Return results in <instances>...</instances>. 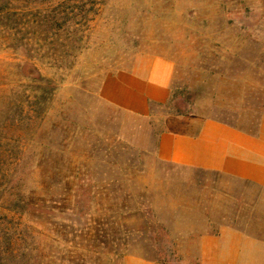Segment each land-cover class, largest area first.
<instances>
[{
	"label": "rangeland",
	"instance_id": "1",
	"mask_svg": "<svg viewBox=\"0 0 264 264\" xmlns=\"http://www.w3.org/2000/svg\"><path fill=\"white\" fill-rule=\"evenodd\" d=\"M9 2L44 8L60 0ZM64 7L67 24L51 44L39 46L27 24L18 43L14 31L0 33V111L10 110L0 165L12 171L19 160L13 183L26 197L33 190L55 197L66 211L56 217L75 232L54 234L38 218L0 210V233L12 231L9 248L46 243V231L66 258L87 264H204L200 238L221 226L264 241V190L154 153L168 116L235 123L241 113L264 114V0H69ZM140 57L174 66L170 101L148 117L99 97L106 77ZM26 63L40 79L24 76ZM19 106L24 117L14 123Z\"/></svg>",
	"mask_w": 264,
	"mask_h": 264
},
{
	"label": "crops",
	"instance_id": "2",
	"mask_svg": "<svg viewBox=\"0 0 264 264\" xmlns=\"http://www.w3.org/2000/svg\"><path fill=\"white\" fill-rule=\"evenodd\" d=\"M173 63L137 58L131 69L106 77L99 97L116 108L148 117L172 96ZM241 113L235 123L198 115L168 116L156 139L155 156L174 166L219 174L264 190V114ZM204 264H264V241L221 226L200 238ZM133 264H139L134 262Z\"/></svg>",
	"mask_w": 264,
	"mask_h": 264
},
{
	"label": "trees",
	"instance_id": "3",
	"mask_svg": "<svg viewBox=\"0 0 264 264\" xmlns=\"http://www.w3.org/2000/svg\"><path fill=\"white\" fill-rule=\"evenodd\" d=\"M20 2V0H18ZM41 0H33V2H39ZM54 1V0H53ZM62 1V2H61ZM69 0H60V3L56 5L44 4L43 7L37 5L28 8L27 5L19 7H11L9 0H0V33L4 30L10 29L15 32L17 39L14 42L22 41L23 37L21 34V25H29L30 35H39L41 39H36L37 44H51L53 38L63 29L64 25L67 24V12L64 7ZM25 2V1H24ZM23 8H26L25 10ZM25 72L26 78L32 80L40 79L34 72L36 69L26 63L20 67ZM1 101H5L2 97ZM6 106V101L2 102ZM0 111V145L5 140L3 133V125L8 121L10 117V110L4 115V112ZM22 109L16 107L13 112L14 123L23 120ZM2 115V116H1ZM20 161H15V166L12 171L3 169L0 165V210L7 211V213H17L19 216L34 217L40 220L39 225L47 228L49 232L59 229L62 233L69 235L75 231L67 224L64 220H59L56 217L64 214L66 211L60 210V201L56 200L55 197H47L44 199L43 196L37 195L34 190L29 192L26 197V193L22 190V184L13 183V174L18 168ZM16 185L11 187V185ZM13 191L9 194L10 198L4 197V191L9 188ZM63 202V200H62ZM45 234L46 243L43 242L40 245H34L30 241L25 240L21 246L10 249V240L12 237L11 228L9 230H3L0 233V264H87L88 259L85 257L82 259H70L66 258L65 251H60L58 247L54 248L55 239L54 236H46V231H42ZM20 236V235H19ZM28 236L26 235V238ZM84 258V259H83Z\"/></svg>",
	"mask_w": 264,
	"mask_h": 264
}]
</instances>
